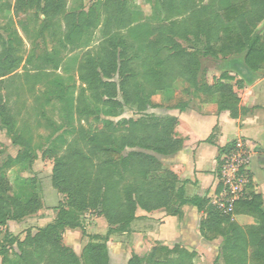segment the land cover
I'll return each mask as SVG.
<instances>
[{
    "label": "trees",
    "instance_id": "1",
    "mask_svg": "<svg viewBox=\"0 0 264 264\" xmlns=\"http://www.w3.org/2000/svg\"><path fill=\"white\" fill-rule=\"evenodd\" d=\"M158 1L167 24L155 29L135 24L119 0H106L102 5L106 18L102 40L78 62V80L83 85L79 95L73 99L68 97V89L57 91L66 113L73 111L78 122L99 123L92 130L80 128L64 153L53 158L51 184L65 205L56 210L54 222L35 235H27L20 245L18 264H108L107 237L92 236L94 241L105 242L90 241L79 258L62 245V234L66 229H82L81 217L88 212L104 218L110 235L129 232L137 210H164L181 218L186 205L204 213L199 225L204 240L221 239L215 263L264 264V198L260 194L247 193L235 203L231 215H224L208 200L186 198L183 188L177 187V177L159 161L158 157H172L182 149V141L175 138V117L144 115L138 120L106 122L95 116L119 117L124 109L137 114L152 108L182 110L184 102H172L178 81L187 85V93L215 96L218 111L227 110L232 115L239 103L233 88L240 89L242 84L223 73L213 85H204L199 55L214 61L243 55L252 72L264 65V43L256 31L264 21V0H208L206 5L205 0ZM65 4V0H0V12L7 14L2 30L8 32L6 38L0 34V130L6 128L15 144L25 146L14 125L20 113H11L8 101H4L7 96L17 98L19 90L15 80L21 58L16 43L20 46L22 41L13 28V17L25 14L37 22L41 15L48 23L64 16L65 31L58 39V48L43 56L40 64L55 72L62 62L61 52L77 50L84 28L95 27L98 20L94 10L65 14ZM177 39L189 45L201 44L202 51L188 50ZM37 74L35 81L42 79ZM159 94H166V105L153 102ZM212 136L214 133L208 141ZM31 153L30 148L24 149L17 162L33 158ZM50 153L55 156L54 151ZM9 166L10 160L6 168ZM4 168L0 167V231L9 221L35 214L41 203L31 192L25 194V201L16 197ZM220 191L219 184L217 193ZM236 216L248 217L254 224L240 226L234 221ZM16 241L10 237L9 246ZM5 255L6 247L0 244L3 260ZM197 260V252L183 246H161L153 248L147 258L133 253L127 264H197Z\"/></svg>",
    "mask_w": 264,
    "mask_h": 264
},
{
    "label": "rangeland",
    "instance_id": "2",
    "mask_svg": "<svg viewBox=\"0 0 264 264\" xmlns=\"http://www.w3.org/2000/svg\"><path fill=\"white\" fill-rule=\"evenodd\" d=\"M105 2L106 0H65V14L94 10L98 20L95 27L84 28L77 50L61 52L59 59L62 62L55 72L52 67L41 68L40 64L43 63L41 62L43 56L58 48V39H62L60 36H63L65 31L64 16L62 15L54 20L50 19L48 23L43 22L44 17L41 15L40 20H37V22L32 17L27 19L25 14L13 17V28L22 41L20 46L16 43V47L20 49L18 55L21 58L20 65L16 70L18 78L15 80L19 90L17 98L7 96L4 101H8L11 113H20L15 116L16 122L14 125L17 128L16 134L22 137L25 146L13 143V140L6 133V128L2 126L0 130V167H5V176L16 197L25 201V194L31 192L34 195L33 197L40 199L41 203L35 214L29 215L21 221H9L6 227L2 228L0 231V244L6 247V255L4 260L0 257V264H18L21 253L20 245L27 235H35L40 229L54 222L56 210L61 205H65V200L51 184L53 158L64 153L68 145L75 139L80 128L84 127L92 130L99 123L95 121H90L89 124L84 121L78 122V117L73 111L72 113H66L62 109L57 91L62 88L64 90L68 89L67 95L69 98L73 97V99L79 95L80 88L83 85L78 80V62L86 51L95 48L102 40L106 23L102 5ZM119 2L125 5L135 24H147L153 29L167 24L164 22V13L158 0H119ZM204 3L206 5L208 0H205ZM6 15V13L0 12V34L4 38L8 36V32L2 30L6 24ZM256 31L258 33L264 31V21L257 26ZM177 42L184 43L180 39H177ZM184 45L188 50L202 51L201 44L189 45L184 43L182 46ZM199 57L201 65L211 60L209 57H202V53ZM35 74L42 79L35 81L33 78ZM41 75L49 77L43 78L44 76ZM56 81L59 83L58 86H54ZM115 81L117 82V78H115ZM88 94L86 92V97H89ZM117 100L120 101V97ZM152 100L155 104L166 105L167 97L162 94L155 96ZM172 102L174 103L173 100ZM88 105L90 109L95 110L90 101H88ZM164 110L166 109L152 108L145 114H137L134 111L124 109L119 117H111L102 113L95 116L99 118V121L118 122L122 119L138 120L144 115L163 116ZM27 147L31 149L33 158L21 163L17 162V156L24 149H28ZM51 151H54L55 156H51ZM158 158L164 167L169 169L166 161L171 157ZM9 160L10 166L6 168ZM261 174L264 179V171ZM21 192H24V194L21 195ZM137 214L138 210L136 211ZM167 216L169 215L167 214ZM81 221L82 229H66L62 234V245L72 249L79 258H81L83 249L90 241L105 242L92 240L91 237L95 235L103 238L107 237L105 243L109 258L108 264H127L133 253L142 258H147L153 248L161 247L162 244L158 242V225L156 222L138 225L137 223L134 224L135 221L132 223L135 228L131 226L129 232L108 235L110 226L103 217L96 213H86L81 217ZM133 229L145 236L143 237L144 241L139 237L137 238L138 242L133 237L131 238L130 233ZM8 235L17 239L13 246L8 244L10 238H7ZM177 241L170 243V246L181 247V241ZM218 246H220V243L212 247L211 245H206L205 248L201 247L200 254L204 252L206 257L201 259V256L198 255L197 264H223L221 261L215 263L219 250Z\"/></svg>",
    "mask_w": 264,
    "mask_h": 264
},
{
    "label": "crops",
    "instance_id": "3",
    "mask_svg": "<svg viewBox=\"0 0 264 264\" xmlns=\"http://www.w3.org/2000/svg\"><path fill=\"white\" fill-rule=\"evenodd\" d=\"M258 34L261 43H264V31H259ZM188 37L191 39V35ZM182 47L186 48L185 45ZM223 73L242 84L240 89L233 88L239 103L232 115L227 110L218 111L215 96L193 94L192 91L187 93L185 83H175L173 101L184 102L185 108H165V113L162 114L177 119L175 138L182 141V149L167 159L166 165L177 177V187L183 188L186 198H200L212 203L219 185V166L232 143L241 138L255 150L248 169V193L254 192L264 198V179L261 174L264 171V65L259 71L252 72L245 65L243 55L220 58L218 61L210 60L201 65L204 85H213ZM213 133L214 137L208 141ZM181 210V218L167 216L164 210L149 213L138 210L134 224L156 222L161 246L171 249L170 243L178 240L181 241V246L183 244L186 249L197 252L204 259L206 254H200V248H205L206 245L215 246L221 239L206 241L201 237L199 225L205 217L203 212L191 205L183 206ZM235 222L243 227L254 224L252 219L245 216H236ZM132 228H135L134 225ZM130 234L136 242L138 237L144 241L145 236L141 232L133 229Z\"/></svg>",
    "mask_w": 264,
    "mask_h": 264
},
{
    "label": "built area",
    "instance_id": "4",
    "mask_svg": "<svg viewBox=\"0 0 264 264\" xmlns=\"http://www.w3.org/2000/svg\"><path fill=\"white\" fill-rule=\"evenodd\" d=\"M255 155V150L246 141L237 138L222 160L219 169L220 193L212 204L224 215H231L236 202L248 193L250 179L248 169Z\"/></svg>",
    "mask_w": 264,
    "mask_h": 264
}]
</instances>
